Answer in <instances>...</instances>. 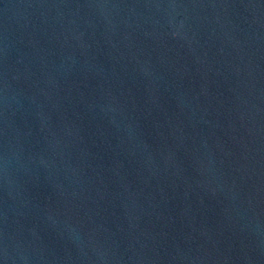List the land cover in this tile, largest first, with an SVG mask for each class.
<instances>
[{"label": "water", "instance_id": "water-1", "mask_svg": "<svg viewBox=\"0 0 264 264\" xmlns=\"http://www.w3.org/2000/svg\"><path fill=\"white\" fill-rule=\"evenodd\" d=\"M0 264H264V0H0Z\"/></svg>", "mask_w": 264, "mask_h": 264}]
</instances>
